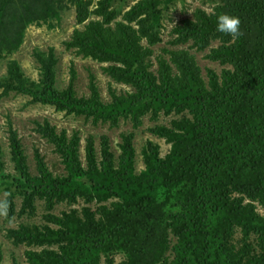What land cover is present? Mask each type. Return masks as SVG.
Returning a JSON list of instances; mask_svg holds the SVG:
<instances>
[{"label":"trees","instance_id":"trees-1","mask_svg":"<svg viewBox=\"0 0 264 264\" xmlns=\"http://www.w3.org/2000/svg\"><path fill=\"white\" fill-rule=\"evenodd\" d=\"M113 1L0 0V57L21 46L29 25L58 20L68 2L75 5L84 25L65 45L108 63L103 71L127 87L110 86V102L94 81L88 96H78L72 82L57 88L52 47L34 52L37 80L11 59L0 88L110 127L181 113L150 128L170 148L162 154L148 140L137 170L134 133L122 134L118 158L106 136L100 151L89 136L83 156L77 130L59 131L44 119L37 131L53 144L63 171L52 172L36 149L34 173L11 129L15 173H5L0 159L3 211L7 218L33 215L39 200L46 211L44 223H19L6 238L35 247L24 252L29 264H115L117 254L123 259L116 264H264V0H212L210 12L197 7L194 18L173 27L174 48L156 55L166 11L179 0H137L125 10ZM220 13L238 16L242 35L217 32ZM190 49H209L206 56L223 68L205 76ZM59 203L82 205L58 215L51 210Z\"/></svg>","mask_w":264,"mask_h":264},{"label":"rangeland","instance_id":"rangeland-1","mask_svg":"<svg viewBox=\"0 0 264 264\" xmlns=\"http://www.w3.org/2000/svg\"><path fill=\"white\" fill-rule=\"evenodd\" d=\"M137 0H114L113 5H121L122 10L128 9ZM215 2L212 0H179L175 5L166 11L163 19V41L158 45H154L153 49L156 54L163 53V47L174 48L169 44L171 39V31L173 27L181 23L186 18H194V11L197 7H202L208 12L212 11ZM84 24L77 23L76 7L68 2L67 6L60 10L59 19H51L47 22L33 23L29 25L25 32V37L21 46L10 52L4 57H0V78L7 74V65L11 59L20 63L25 74L35 80L39 77L38 63L35 60L34 52L36 49L48 50L52 47L57 56L56 64V83L59 89L67 88L73 83V89L78 96L90 94V83L94 81L97 84L101 99L104 102H110L111 95L109 87L114 86L118 89L127 88L125 85L116 83L112 78L103 71V67L108 63L98 62L88 57L77 55L76 48L68 47L65 42L72 38L75 28L82 29ZM217 42L212 44L216 46ZM179 47L187 48V44ZM194 54L196 61L203 74L206 76L207 69L212 67L220 72L223 65L210 60L206 55L209 49L198 51L190 49ZM155 61V57L153 59ZM94 77H92V75ZM208 80V79H207ZM0 88V159L3 162L5 173H15L14 164L11 161L9 135L11 129L16 130L20 141L22 142L25 154L27 155L28 164L32 172L35 170L34 151L36 149L44 156L48 167L52 172L61 173L63 166L60 157L54 152V146L40 132L37 131L36 121L49 120L50 123L57 126L60 131L65 128L69 133L77 130L80 134V149L84 156L86 142L89 136H93L97 151H100L102 137L106 136L109 141L110 149L118 158L121 153V144L123 143L122 134L134 133V147L136 149V166L137 170L144 167L142 149L148 140L158 143L161 147L162 154L167 153L170 144L165 139L158 137L151 132L150 128L157 124H170L174 118L181 117V113L175 112L170 115H161L157 120H150L149 117L143 119L142 125L133 127L131 123L120 122L118 127H110L102 122L93 123L91 120H84L74 115H67L64 112L57 111L53 106L41 103H29V97L16 94L11 91L7 94H1ZM4 193L0 195V250L3 252L2 264H29L25 257L26 249L35 247H27L25 245H14L5 233L7 228L16 227L19 223H44L42 218L45 213L44 202H37V210L33 215H22L7 218L3 211ZM21 199H17L18 207ZM82 205L67 203H59L55 205L51 211L60 214L64 210L72 207L79 208ZM259 210L264 212V208ZM237 232V237L239 236ZM123 259L122 254L115 255V264ZM102 264H106L104 261Z\"/></svg>","mask_w":264,"mask_h":264},{"label":"clouds","instance_id":"clouds-1","mask_svg":"<svg viewBox=\"0 0 264 264\" xmlns=\"http://www.w3.org/2000/svg\"><path fill=\"white\" fill-rule=\"evenodd\" d=\"M215 30L221 34H227L230 37H239L242 35L239 17L229 13H220L217 15Z\"/></svg>","mask_w":264,"mask_h":264}]
</instances>
